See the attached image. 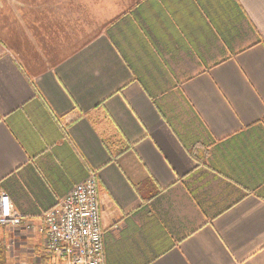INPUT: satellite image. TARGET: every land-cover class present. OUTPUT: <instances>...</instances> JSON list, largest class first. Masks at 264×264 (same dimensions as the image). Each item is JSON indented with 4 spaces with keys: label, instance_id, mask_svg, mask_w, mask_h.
<instances>
[{
    "label": "crops",
    "instance_id": "1",
    "mask_svg": "<svg viewBox=\"0 0 264 264\" xmlns=\"http://www.w3.org/2000/svg\"><path fill=\"white\" fill-rule=\"evenodd\" d=\"M92 172L105 264H264V0H0V193L37 258Z\"/></svg>",
    "mask_w": 264,
    "mask_h": 264
},
{
    "label": "built area",
    "instance_id": "2",
    "mask_svg": "<svg viewBox=\"0 0 264 264\" xmlns=\"http://www.w3.org/2000/svg\"><path fill=\"white\" fill-rule=\"evenodd\" d=\"M98 177L92 172L43 214L39 233L43 251L38 264H105ZM30 229L27 219L14 210L7 193H0V228Z\"/></svg>",
    "mask_w": 264,
    "mask_h": 264
},
{
    "label": "rangeland",
    "instance_id": "3",
    "mask_svg": "<svg viewBox=\"0 0 264 264\" xmlns=\"http://www.w3.org/2000/svg\"><path fill=\"white\" fill-rule=\"evenodd\" d=\"M102 12L99 11V27L98 32H101L105 27L107 18L102 17ZM101 14V15H100ZM69 44V43H68ZM69 45H67V49ZM0 230H2L0 228ZM4 230V229H3ZM33 233L24 232L20 228H8L7 233L4 231L0 237V242L6 246V264H38V250L34 246V241L31 242Z\"/></svg>",
    "mask_w": 264,
    "mask_h": 264
},
{
    "label": "trees",
    "instance_id": "4",
    "mask_svg": "<svg viewBox=\"0 0 264 264\" xmlns=\"http://www.w3.org/2000/svg\"><path fill=\"white\" fill-rule=\"evenodd\" d=\"M6 246L0 242V264H6Z\"/></svg>",
    "mask_w": 264,
    "mask_h": 264
}]
</instances>
